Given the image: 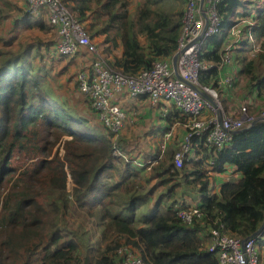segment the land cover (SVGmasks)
<instances>
[{"label": "trees", "instance_id": "obj_1", "mask_svg": "<svg viewBox=\"0 0 264 264\" xmlns=\"http://www.w3.org/2000/svg\"><path fill=\"white\" fill-rule=\"evenodd\" d=\"M61 1L114 70L136 75L176 52L184 0H142L135 10L131 0ZM217 10L221 29L243 21L240 35L256 40V53L243 51L255 57L244 61L241 80L247 91L262 97L239 104L234 116L242 107L259 113L264 110V0H220ZM5 15L0 12V20ZM41 17L20 14L13 27L56 33ZM54 47L49 54L44 46L51 60L82 56L89 62L84 52L61 57ZM42 57L38 48L26 47L0 62V264H125L124 255L117 253L122 247L147 264H218L208 252L212 229L241 241L255 238L264 264V228L259 231L264 222V121L236 132L219 151L205 144L204 135L194 137L179 169L173 161L182 142L167 145L151 169L159 189L142 192L140 170L123 162L119 140L97 113L90 108L96 127L90 126L53 96L49 69L35 64ZM200 60L219 64L221 54L214 49ZM199 81L216 90L226 110L221 89L236 87V80L231 77L229 85L220 87L213 68L200 74ZM170 112L178 113L175 107ZM194 153L201 157L195 159ZM231 167L237 179L219 189L210 186L211 173ZM142 207L149 212L137 218ZM192 208L203 216L183 223L178 213ZM79 212L97 220L104 248L93 249L67 225L68 216Z\"/></svg>", "mask_w": 264, "mask_h": 264}, {"label": "built area", "instance_id": "obj_2", "mask_svg": "<svg viewBox=\"0 0 264 264\" xmlns=\"http://www.w3.org/2000/svg\"><path fill=\"white\" fill-rule=\"evenodd\" d=\"M24 2L29 15L44 16L48 24L55 28L57 41L54 51L58 56H76L84 52L89 58L87 67L77 74V87L89 100L90 108L97 113L101 124L115 137L126 125L125 113L113 101L117 94L123 92L132 98L144 97L154 106L161 101L171 103L187 118L186 136L174 155L173 163L178 169L184 157L188 156L194 137L204 135L205 144L219 151L231 141L233 134L248 128L255 121H264V110L256 117H251L245 107L236 116L228 113L216 90L199 81L200 74L216 67L201 61L200 56L207 42L224 30L221 29L222 20L217 10L220 0H184L174 56L170 60H158L151 69L136 75H127L111 68L87 31L61 0ZM240 32L236 28L228 35L237 37ZM248 38L252 39L251 36ZM230 60L231 48L227 46L222 51L220 66ZM220 83L229 85L231 79H223ZM178 216L189 225L195 217L201 218L203 215L192 208L189 211L181 210ZM208 252L216 255L218 264H261L255 238L241 241L212 229ZM117 253L124 255L125 264H147L127 247L119 248Z\"/></svg>", "mask_w": 264, "mask_h": 264}, {"label": "crops", "instance_id": "obj_3", "mask_svg": "<svg viewBox=\"0 0 264 264\" xmlns=\"http://www.w3.org/2000/svg\"><path fill=\"white\" fill-rule=\"evenodd\" d=\"M243 24L245 23L242 22L241 24L228 26L219 36L212 37L207 42L203 52L204 56L217 49L218 54H222L224 47L230 46L231 48V60L229 63L220 66L221 63L215 64L206 60L204 62L216 66L217 80L220 87L224 85L220 83L223 79H231L233 77L236 80V87L226 88V86H223V89H221V98L225 103V108L228 113L233 115L239 104L257 101L259 97H262V94L256 93L253 89L247 91L245 89L247 83L239 85V80L242 78V65L245 60L249 59L248 54L243 51H255L256 53V50H258L256 40H253V38L250 40L241 35L237 37L231 36V34L230 36L228 35L229 32L236 28L240 30ZM215 40H217L218 44H215ZM140 42L141 44H145L144 39H141ZM115 54L119 56L121 49L116 51ZM87 65L88 63L84 62L79 71L87 67ZM113 101L126 115V125L117 137L121 145L119 152L122 155L123 162L130 164V168L140 170V175H143L145 171L155 166L163 158L167 145L175 144V139L177 143L183 142L185 136V116L181 112L178 114V110L176 115L171 114L170 110L173 107L171 103L161 101L154 106L146 98H132L126 92L117 94ZM101 130L103 131L102 127H100ZM171 135L173 136L172 139ZM198 156L201 157V154L196 155L194 153L192 155L195 159ZM154 157H157V159H153ZM205 168L207 169L208 167ZM234 175L236 174L233 167L226 168V171L222 174L211 173L210 186H214V188L216 186L219 189L223 183L238 178V176ZM153 179L157 181L156 178ZM197 201L192 203V205L196 204ZM149 204H154V202L150 201Z\"/></svg>", "mask_w": 264, "mask_h": 264}, {"label": "rangeland", "instance_id": "obj_4", "mask_svg": "<svg viewBox=\"0 0 264 264\" xmlns=\"http://www.w3.org/2000/svg\"><path fill=\"white\" fill-rule=\"evenodd\" d=\"M142 0H131V8L134 10L140 4ZM0 12L6 13L5 19L0 20V62L3 58L10 57L13 54H17L21 52L24 48L30 47L32 51L34 48H38L39 54L42 57L43 62L37 60L35 62L36 65L45 66L49 69L51 78L49 79V86L51 92L55 98L58 99L59 103H61L64 107L75 112L76 115L86 118L90 126H94V119L92 118V112L87 104V102L83 99L78 91L77 87L74 83V76L79 69L81 68L80 62H85V57L78 56L79 60L70 58V60H51L46 54L44 46L48 45V49L53 51V46L57 41V35L53 29H47L45 31H39L36 29L33 30H23V29H15L13 27V20L15 18H19L20 14L26 13V7L23 0H0ZM43 21L47 24L45 17H41ZM52 47V48H51ZM34 54V51L32 52ZM248 54V53H246ZM249 58H253L255 56L254 53L248 54ZM84 67V66H83ZM264 74V70H261ZM245 81L239 80V85H243ZM248 104V103H244ZM260 106V105H258ZM248 114L251 117H256L258 112ZM98 128V127H97ZM118 137V136H117ZM171 135V139H172ZM117 140L119 138H116ZM177 143V140L174 141ZM180 143V142H178ZM63 151L60 150L59 156L62 157ZM115 155L118 156V153L115 152ZM150 168L148 171L143 173L142 178L139 180L140 188H142V192H146L150 189L157 190L159 187L157 186V181H154L153 172H151ZM116 176H113V179L110 180L115 181ZM67 192H71L72 182L69 178H67ZM149 211L147 208L142 207L136 214L137 218L143 217ZM87 216L84 212H79L77 217H69L67 218L69 224H67L74 232L77 233L78 237L84 239L85 242L89 244L93 249L99 250L104 248V242L101 237V228L98 225V222L94 218H83Z\"/></svg>", "mask_w": 264, "mask_h": 264}, {"label": "water", "instance_id": "obj_5", "mask_svg": "<svg viewBox=\"0 0 264 264\" xmlns=\"http://www.w3.org/2000/svg\"><path fill=\"white\" fill-rule=\"evenodd\" d=\"M175 60H176V57L173 58V66H174V64H175ZM203 97H204L205 99H208V98H207L206 96H204V95H203ZM253 124H254V123H253ZM253 124H251V126H252ZM263 228H264V222L262 223V225H261L259 231H261ZM258 233H259V232H258ZM258 233L254 234L253 236L257 235ZM253 236H251V237H253Z\"/></svg>", "mask_w": 264, "mask_h": 264}]
</instances>
